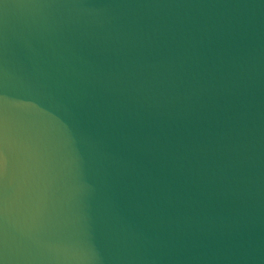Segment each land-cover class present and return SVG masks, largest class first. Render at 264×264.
<instances>
[{
  "label": "water",
  "instance_id": "95a60500",
  "mask_svg": "<svg viewBox=\"0 0 264 264\" xmlns=\"http://www.w3.org/2000/svg\"><path fill=\"white\" fill-rule=\"evenodd\" d=\"M0 264H264V0H0Z\"/></svg>",
  "mask_w": 264,
  "mask_h": 264
}]
</instances>
